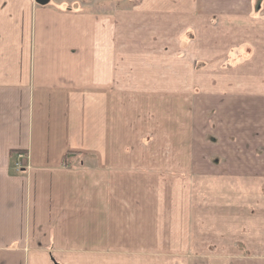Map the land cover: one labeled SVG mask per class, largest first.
I'll list each match as a JSON object with an SVG mask.
<instances>
[{
  "label": "crops",
  "instance_id": "crops-1",
  "mask_svg": "<svg viewBox=\"0 0 264 264\" xmlns=\"http://www.w3.org/2000/svg\"><path fill=\"white\" fill-rule=\"evenodd\" d=\"M77 4L0 0V264H264V78L215 94L213 132L202 99L176 165L170 116L164 178L138 143L205 56L264 72V0Z\"/></svg>",
  "mask_w": 264,
  "mask_h": 264
},
{
  "label": "rangeland",
  "instance_id": "rangeland-1",
  "mask_svg": "<svg viewBox=\"0 0 264 264\" xmlns=\"http://www.w3.org/2000/svg\"><path fill=\"white\" fill-rule=\"evenodd\" d=\"M141 0H77L78 10L81 11H91V10H101L107 9L113 12L114 10L120 9H129L132 6L138 4ZM218 48V47H216ZM224 49L217 50L216 54L218 56H205V60H201V63H204L203 66L199 67V71L196 70L190 71L189 73V86L179 84L177 81L174 82L175 86L172 91V101L166 102L165 100V91L163 89H158V103L156 105H147L151 106V111L148 109L149 117L146 125V133H143L141 140L138 141L142 145V159L146 164L151 163L150 166L143 164L146 168L143 169L145 173H149L151 166L157 165L156 174L160 178L166 176V135L165 131L167 130V124H171L173 119V137H174V152L173 159L174 164L176 165L177 161L185 159V154L180 150L181 149V136L183 131L186 130V127H182V119L184 120L189 117V134L190 142L189 145L195 148L198 144L199 132L197 131V118L196 112H198L199 104L201 100L204 99V109L200 110L201 115L207 121V130H209V125L214 121V111L215 103L213 98L215 94L220 95L221 91H228L229 89L233 90L236 82H248L255 81L260 82L264 78V72L261 68L262 57L253 56L252 50L249 51L250 54H245L246 50L242 48L243 52L238 56H221L220 52H223ZM254 59L258 60L257 63L251 64ZM182 60H185L183 58ZM194 61L192 57L189 60L184 61L183 68L187 66L188 63ZM250 61V62H249ZM200 63V62H197ZM253 65V66H252ZM185 73V72H184ZM183 73V74H184ZM230 87V88H229ZM235 90H239L238 88ZM247 91V89L244 88ZM156 107V111H155ZM138 109V107H136ZM172 116V118H170ZM141 117V116H139ZM142 121V120H141ZM152 122L153 128H149V122ZM157 129L158 136L157 141H153L150 136V129ZM144 129V128H143ZM209 131L213 132L212 129ZM152 144V146H151ZM154 147L157 148V151H151ZM196 152L191 151V158L194 157ZM24 159H28L27 155L21 156ZM157 159V160H156ZM157 161L155 164L154 161ZM166 160V161H165ZM174 176H181V173H174Z\"/></svg>",
  "mask_w": 264,
  "mask_h": 264
},
{
  "label": "water",
  "instance_id": "water-1",
  "mask_svg": "<svg viewBox=\"0 0 264 264\" xmlns=\"http://www.w3.org/2000/svg\"><path fill=\"white\" fill-rule=\"evenodd\" d=\"M38 3L45 5L47 3V0H37Z\"/></svg>",
  "mask_w": 264,
  "mask_h": 264
}]
</instances>
